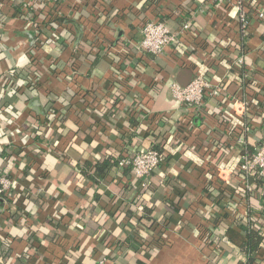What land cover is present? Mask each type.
I'll return each mask as SVG.
<instances>
[{
  "label": "crops",
  "instance_id": "obj_1",
  "mask_svg": "<svg viewBox=\"0 0 264 264\" xmlns=\"http://www.w3.org/2000/svg\"><path fill=\"white\" fill-rule=\"evenodd\" d=\"M252 1L243 30L241 0H64L51 3V25L38 34L23 0H0V90L18 112L0 119V175L13 182L0 201V264H248L240 224L264 209L263 182L247 178L252 190L234 207L244 179L227 173L219 202L202 169L213 167L206 155L232 161L264 143V18L255 15L264 0ZM157 18L177 31L190 21L182 52L134 49ZM198 64L212 86L222 83L221 97L256 101L241 141L220 126L227 106L218 97L205 101L213 115H201L173 96L172 84L190 83ZM144 109L166 116L149 134L137 126ZM181 121L192 122L188 141L176 134ZM162 140L166 161L145 178L114 163L91 177L81 171ZM139 202L155 218L138 232L149 250L128 217L141 214ZM253 264H264V247Z\"/></svg>",
  "mask_w": 264,
  "mask_h": 264
},
{
  "label": "built area",
  "instance_id": "obj_2",
  "mask_svg": "<svg viewBox=\"0 0 264 264\" xmlns=\"http://www.w3.org/2000/svg\"><path fill=\"white\" fill-rule=\"evenodd\" d=\"M13 1V0H9ZM58 1L64 0H23L21 5V12L26 16H29L35 27L37 33L40 34L43 22L48 21L51 3L56 4ZM66 1V0H65ZM248 0H241L239 4V21L243 30H246L251 23L248 12L250 11L249 7H245V3ZM255 0L252 1V4H256ZM257 17L264 18V11L257 10ZM41 23V26L38 28V23ZM191 31V23L189 20H186L179 31L172 30L168 24L159 18L153 19L149 22H146L142 27V37L135 44L134 49L138 52H148L158 56H164L167 51V47L174 46L175 49L179 52H182V35ZM237 65H241L243 59L241 56L238 58ZM229 65V63L227 62ZM232 65V64H231ZM198 71L195 78L183 86L178 83L172 84L173 96L175 99L182 105L186 106L189 110L187 114L198 113L204 115L205 113L213 115V112L205 108V101L208 97H218L221 103L227 108H224V112L221 113V122L220 126L228 133H232L236 136V141H241V136L247 129L246 123L244 121V115L249 109L250 102H256L255 100L248 101L244 97H221L220 91L223 89L222 83H218L215 86L211 84V77L209 74V69L204 64H198ZM237 104H241L236 107ZM145 111L140 112L144 118L143 121L150 114L149 110L144 109ZM188 116V115H187ZM166 116L164 115V118ZM163 118V117H162ZM161 118V119H162ZM178 129V127H177ZM189 127H185L182 130V136L187 135L190 132ZM182 144V143H181ZM180 144V145H181ZM164 151H160L154 147L141 148L133 155H127L119 158L118 164L121 167H130L134 171V174L137 178L142 179L147 176H150L152 172L158 170L162 164L166 161L167 150L163 147ZM169 150H171L169 148ZM234 160H222L217 163H213L212 154L208 155L204 163L212 164L216 176L221 182L227 184V179L225 176L227 173L238 174L241 178L244 179L243 186L240 189H237L233 192L231 196L232 206L236 207L239 203L244 200V195L249 190H252V187L247 184V178H260L263 179L264 186V143L261 144L253 154L242 153L241 156L237 158H232ZM205 178L210 182L214 178V174L211 171L205 173ZM13 186L12 179L7 175H0V201L3 199L4 195L11 190ZM253 219V218H252ZM254 220V219H253ZM262 228H264V219H259ZM253 228H258L257 225H251ZM96 264H106L105 259H100Z\"/></svg>",
  "mask_w": 264,
  "mask_h": 264
},
{
  "label": "trees",
  "instance_id": "obj_3",
  "mask_svg": "<svg viewBox=\"0 0 264 264\" xmlns=\"http://www.w3.org/2000/svg\"><path fill=\"white\" fill-rule=\"evenodd\" d=\"M153 1L156 0H147V2L149 3L148 5H150L151 3H153ZM155 4V3H154ZM248 16H249V12H248ZM162 20V18H159ZM46 22H49L51 25V13H49V18L48 21L46 20ZM44 23V22H43ZM39 25H37V27L39 28L41 26V23H38ZM48 25H44L41 29L43 30V28H46ZM54 27V26H53ZM56 27V25H55ZM41 39H39L37 41V46L40 45L41 43ZM33 60L31 59V62ZM36 63V60L34 61ZM9 87H13L11 85H9ZM6 88H2L0 90V119L3 120H9L10 118L13 119L16 115H17V109H15V107L12 104L7 103L5 100L6 95L5 92ZM116 102V101H115ZM164 116V114L162 113H150L148 115V117L145 119L146 122H138L137 120V126H142V132H144L145 134H149L150 131L154 128L157 129V126L159 125V121L160 119ZM193 117V116H192ZM191 118V117H190ZM151 124H154L151 127ZM192 122L190 121H181L176 134H181L182 130L185 129V127H189L191 129L192 127ZM152 128V129H151ZM191 134H187L185 136L181 135L180 139H184L185 141L190 137ZM188 141V140H187ZM154 148L159 149L160 151H164L163 149V140L162 141H157ZM125 156V154H120V156L116 159L113 160L112 158H109L108 160L100 163V164H92L91 162H85L84 166L81 167V171L84 174H87L89 177H91L90 175V171L95 170V172H97L98 174L103 171H105L109 165V163H114L116 165L119 166L118 161L119 158ZM207 157V155H206ZM208 164V163H207ZM206 164V165H207ZM162 166V165H161ZM157 171V170H155ZM154 171V172H155ZM207 171H211L214 174V178L208 182L205 178V174ZM152 172V173H154ZM151 173V174H152ZM202 173L204 175V181L206 182L207 186H211L214 187L216 190V200H219V202H221L222 199H224V191L227 189L226 187H224V185L222 184L221 180L218 179V177L216 176V171L212 166L207 165V168H204V170L202 169ZM258 185H262V181L260 180V178L258 179ZM211 194V193H210ZM231 194H233V192H231ZM138 205H142L143 206V211L141 212V214H137L135 211L130 210L128 212V217L131 218L134 222L133 225H135L136 231L135 234L136 236L134 237V240L136 241V243H138L139 245L143 246L144 249L149 250L150 249V242L152 240H149V242H147L146 240H143L142 236L138 235V232L140 233V228H142V226H150L151 224L155 223V218H154V214H153V209L151 206L146 205L144 206L143 203L139 202V204H136L135 209L137 210ZM251 215H248L247 218V226H244L243 224H240V227L244 228L246 231V240L244 242V250L245 253L247 255L248 258V264H253V261H255L256 256L259 252L263 251V247H264V228H262L259 219L263 218L264 219V209L260 210V211H254L253 213H250ZM254 220H253V219ZM150 223L149 225H147V223ZM212 224L214 226H216L218 223L216 221H212ZM251 225H257L258 228H253V226ZM162 231L166 232V228H162ZM158 241V242H157ZM160 239H156L155 243L157 242V245L159 247L160 245Z\"/></svg>",
  "mask_w": 264,
  "mask_h": 264
},
{
  "label": "water",
  "instance_id": "obj_4",
  "mask_svg": "<svg viewBox=\"0 0 264 264\" xmlns=\"http://www.w3.org/2000/svg\"><path fill=\"white\" fill-rule=\"evenodd\" d=\"M253 178H251V180H252Z\"/></svg>",
  "mask_w": 264,
  "mask_h": 264
}]
</instances>
